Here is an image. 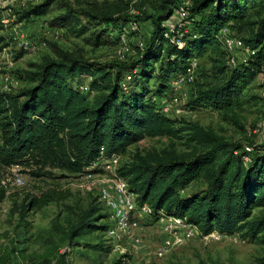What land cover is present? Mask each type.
Listing matches in <instances>:
<instances>
[{"label": "trees", "instance_id": "1", "mask_svg": "<svg viewBox=\"0 0 264 264\" xmlns=\"http://www.w3.org/2000/svg\"><path fill=\"white\" fill-rule=\"evenodd\" d=\"M188 1L190 25L181 48L165 40L163 33L164 22L183 0H42L21 12L14 10L23 23L43 17L58 4L62 14L46 27L63 30L85 20L93 25L95 41H108L113 32L114 41L121 44L123 30L126 41L139 32L130 30L132 23L147 25L148 34L132 58L119 65L90 63L54 48L56 59L21 70L17 74L21 90L0 93V165L31 169L34 178L55 177L52 171L62 178L85 175L101 159L121 155L145 138H184L189 152L178 154L171 148L138 152L117 175L127 181L139 205L152 208L154 221L163 213L185 219L203 235L242 233L251 240L261 237L264 243V215L251 219L254 210L264 208V142L250 143L251 150H246L198 125L170 118L158 103L173 98L171 81L192 59L198 70V58L214 52L226 62L217 70L223 79L210 87L196 84L190 105L232 112L258 76L264 83V15L255 23L247 22L256 0ZM1 19L0 11V53L7 46ZM248 26L253 28L245 39L231 33L252 54L246 63L230 68L217 37L223 29L239 33ZM81 78H89L86 92L80 90ZM195 79L194 75L189 86ZM151 80L153 90L148 88ZM198 181L203 190L185 195ZM3 195L0 190V199ZM53 201L48 194L28 197L23 209L39 211ZM97 211L94 207L84 211L63 233V240L71 244L85 234L105 232L107 226L96 225ZM101 217L107 218L105 213ZM64 259L59 255L53 262L66 264Z\"/></svg>", "mask_w": 264, "mask_h": 264}, {"label": "rangeland", "instance_id": "2", "mask_svg": "<svg viewBox=\"0 0 264 264\" xmlns=\"http://www.w3.org/2000/svg\"><path fill=\"white\" fill-rule=\"evenodd\" d=\"M41 1L32 0L24 6L19 3L14 10L21 12ZM68 1L72 2V0ZM256 1L257 3L249 7L247 22L255 23L264 15V0ZM146 8L150 10L149 6ZM60 14L62 10L59 9L58 4H54L50 12L43 17L22 23L29 34L47 43V49L37 55H26L13 45L14 66L11 72L15 76L21 70L35 69L44 60L56 59L54 48L81 57L90 63L119 65L132 58L136 46L148 34L147 25L141 23L137 25L139 32L136 35L130 36L121 44H116L114 41L116 34L113 32L108 33V41H95L92 36L93 25L85 20H80L79 23L63 30L43 29L49 27V21ZM18 18L16 17L15 23L19 22ZM183 21L179 20V22ZM186 21L189 22L188 19ZM188 27L185 31H188ZM251 28L253 27L248 26L239 33L230 28L231 30L227 32L233 36L232 31L234 36L245 39ZM1 33L4 36L7 34L4 31ZM217 39L219 40V37ZM118 51L122 52V57L116 56ZM198 60L199 67L195 72L196 83L183 87L178 94H173L174 98L171 101H167L164 109L168 110L169 117L198 125L229 142L239 143L246 150H251L250 143L256 146L262 144L264 142L263 77L258 76L245 88L238 105L232 112H216L203 107L193 108L190 101L196 84L202 87L218 85L223 78L217 75V70L226 64L224 58L214 52H208ZM3 62L5 59L0 55V72H4L6 67ZM80 80L82 87L88 90L89 78ZM154 87L155 82L151 80L148 88L153 90ZM19 89L12 90L11 94L19 92L21 90ZM153 100L159 101L155 98ZM158 103L161 108L165 104L164 100L163 104L160 101ZM232 115L235 117L232 118ZM170 148L178 154L190 151L184 138H145L128 147L123 154L117 155V165L111 163V172L106 169V163L101 162L94 167L95 170L91 174L64 178L60 177L57 171H52L55 177L34 178L31 169L19 166L7 168L0 165V190L4 194L0 199V264H52L53 259L62 254L65 255L66 264H263L264 243L261 237L251 240L245 238L242 233L234 235L236 242L230 238L221 241L195 239L159 255L156 248L160 243L161 232L157 222L152 218L140 220V229L137 233L141 237V245L138 247L126 244L122 246L124 253L116 251L114 244L105 238L102 231L80 236L71 244L63 240V233L91 207L98 210L95 215L98 218L96 225L108 226L109 221L101 217L104 215L99 199L101 190L113 175H117L120 167L132 161L136 153L150 150L160 152ZM204 187L202 181L195 182L185 190L184 194L199 192ZM43 194L52 195L56 201L39 211L23 209L28 197H40ZM263 215L264 208H259L253 211L251 219H258Z\"/></svg>", "mask_w": 264, "mask_h": 264}, {"label": "built area", "instance_id": "3", "mask_svg": "<svg viewBox=\"0 0 264 264\" xmlns=\"http://www.w3.org/2000/svg\"><path fill=\"white\" fill-rule=\"evenodd\" d=\"M31 1L32 0H0L2 31L7 33L5 34L7 46L0 53L2 58L5 59L3 63L6 66L4 72H0V93L10 94L12 90L19 89L22 84L20 79L11 72L14 66L12 53L13 45H16L18 49L26 55H37L47 49V43L44 40L29 34V32L23 28L21 22L15 23L16 15L14 13V7L19 3L24 6L27 2ZM133 2H135V0H133ZM188 6L189 1L183 0L181 6L175 9L171 17L164 22L165 32L163 33V37L178 48L182 47V37L186 32L185 28L189 26V22L186 21L188 19ZM179 20L184 21L179 22ZM43 29L48 30L47 27ZM130 30L137 31V24L132 23L130 25ZM125 33L126 31L123 30L120 36L121 42H125ZM218 37L226 52L227 65L230 68H236L240 64L246 63L252 52L244 47L241 40L230 36L225 29L219 33ZM139 47L141 48L142 44H139ZM117 56L122 57V52L118 51ZM196 67L197 61L192 59L187 65L184 73L172 79L171 90L174 94H178L183 87L193 83ZM80 90L84 92L87 91V89L82 86H80ZM163 100L165 104H163ZM163 100H160L163 104L161 109L164 113H167L168 110L164 108L168 100ZM101 162L106 163V169L111 172V163L117 165L118 158L116 155H113L108 160L101 159L99 163ZM96 165L97 164H95L94 167ZM17 182L20 183V180L17 179ZM99 199L103 211L107 216L106 219L109 221V225L104 232L105 238L114 244L116 251L120 253H124V248L122 246H126V244L139 247L141 245V237L137 231L140 229V220L152 218V208L146 204L139 205L136 195L129 190L127 181L116 174L113 175L109 183L101 190ZM156 222L161 232L160 243L156 248L159 255L166 254L170 250L183 246L195 239L221 241L224 238H230L236 242L234 235L222 236L217 233L203 235L195 226L188 224L185 219L176 216H167L160 213ZM52 264H55V262Z\"/></svg>", "mask_w": 264, "mask_h": 264}]
</instances>
